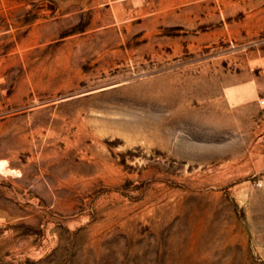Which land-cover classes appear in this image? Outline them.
<instances>
[{
  "label": "rangeland",
  "instance_id": "374dc122",
  "mask_svg": "<svg viewBox=\"0 0 264 264\" xmlns=\"http://www.w3.org/2000/svg\"><path fill=\"white\" fill-rule=\"evenodd\" d=\"M0 264H264V0H0Z\"/></svg>",
  "mask_w": 264,
  "mask_h": 264
}]
</instances>
